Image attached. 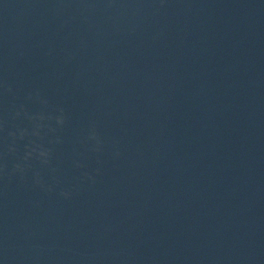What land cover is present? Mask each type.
I'll return each instance as SVG.
<instances>
[{"label": "water", "instance_id": "obj_1", "mask_svg": "<svg viewBox=\"0 0 264 264\" xmlns=\"http://www.w3.org/2000/svg\"><path fill=\"white\" fill-rule=\"evenodd\" d=\"M264 117V0H0V264H58Z\"/></svg>", "mask_w": 264, "mask_h": 264}]
</instances>
